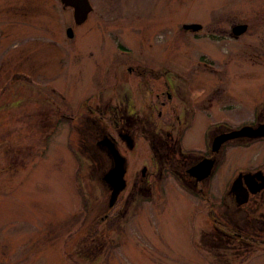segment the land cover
Masks as SVG:
<instances>
[{
  "label": "rangeland",
  "instance_id": "rangeland-1",
  "mask_svg": "<svg viewBox=\"0 0 264 264\" xmlns=\"http://www.w3.org/2000/svg\"><path fill=\"white\" fill-rule=\"evenodd\" d=\"M89 2L87 19L76 24L72 8L59 0H16L23 15L7 42L32 51L27 58L0 52V168L15 159L9 171L0 169V264H264V250L240 257L215 241L198 246L200 200L164 184L167 189L152 193L142 209L129 207L131 224L110 259L77 255L79 210L87 198L101 201L91 196L96 168L68 146L69 138L79 145V133H68V119L44 129L48 111L57 107L77 116L119 85L125 72L119 65L139 60L165 77H206L210 91L222 78L244 106L247 116L240 119L250 118L253 99H264V0ZM188 23L202 29L184 31ZM238 23L248 26L246 32L227 39ZM200 54L213 60L212 70L196 64ZM13 70L33 71L34 80ZM9 144L16 154L7 151Z\"/></svg>",
  "mask_w": 264,
  "mask_h": 264
},
{
  "label": "flooded vegetation",
  "instance_id": "flooded-vegetation-1",
  "mask_svg": "<svg viewBox=\"0 0 264 264\" xmlns=\"http://www.w3.org/2000/svg\"><path fill=\"white\" fill-rule=\"evenodd\" d=\"M17 7L16 0L0 1V52L5 48L16 58L23 54L27 58L31 47L19 50L7 42L22 14ZM232 27L227 39H237L247 30L233 35ZM212 61L200 54L196 64L212 70ZM121 66L125 72L119 85H110L105 97L100 94L91 104L86 102L77 116L57 107L44 116V129L68 119V133H79L76 149L72 138L68 146L96 168L92 178L96 193L91 196L101 201L96 204L87 198L88 204L79 210L77 255L110 259L117 237L122 238L131 224L130 211L142 209L152 193L167 189L161 184L200 200L198 217L203 225L198 246L215 241L240 257L252 248L264 250V99H253L250 118L240 119L244 106L238 93L237 102L231 97L222 78L210 91L206 77H165L143 60L117 68ZM32 72L13 70L12 74L34 80ZM242 127L249 131L236 134ZM13 148L9 144L7 149L12 155L17 151ZM111 148L123 163L122 188L114 199L117 178L104 177L116 167ZM14 160L10 157L1 171H9ZM210 229L212 234L217 231L215 238Z\"/></svg>",
  "mask_w": 264,
  "mask_h": 264
},
{
  "label": "water",
  "instance_id": "water-1",
  "mask_svg": "<svg viewBox=\"0 0 264 264\" xmlns=\"http://www.w3.org/2000/svg\"><path fill=\"white\" fill-rule=\"evenodd\" d=\"M60 3L63 5V7H71L73 10V18L76 24H81L83 23L86 19L87 16L89 14V12L91 11L92 7L90 5L89 0H59ZM184 29L187 30H192V31H197L199 29H201V25L198 23H189V24H183L182 26ZM247 29V25L246 24H237L234 25L232 27V34L233 35H240L242 34L245 30ZM67 35L69 37L72 36V31L70 28L67 29ZM249 131L248 127H242L241 129H239L236 134L238 133H245ZM111 153H112V158L114 159L115 163H116V167L113 168L111 171H109L108 174H106L104 177L105 178H109L112 174L113 177L117 178L116 182H117V186L114 188L113 192H112V199L115 198L116 194L121 190L122 188V184H121V176H122V168H123V163L121 162L120 159H118V155L117 152L115 150H113L111 148ZM115 174V176H114ZM119 182V183H118Z\"/></svg>",
  "mask_w": 264,
  "mask_h": 264
}]
</instances>
